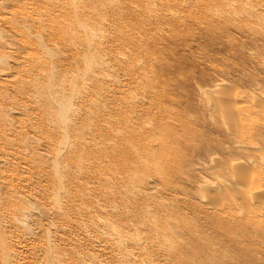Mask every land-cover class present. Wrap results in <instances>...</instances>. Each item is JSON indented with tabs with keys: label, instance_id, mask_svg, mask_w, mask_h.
<instances>
[{
	"label": "rangeland",
	"instance_id": "rangeland-1",
	"mask_svg": "<svg viewBox=\"0 0 264 264\" xmlns=\"http://www.w3.org/2000/svg\"><path fill=\"white\" fill-rule=\"evenodd\" d=\"M9 2L0 264H264V0Z\"/></svg>",
	"mask_w": 264,
	"mask_h": 264
},
{
	"label": "bare ground",
	"instance_id": "bare-ground-1",
	"mask_svg": "<svg viewBox=\"0 0 264 264\" xmlns=\"http://www.w3.org/2000/svg\"><path fill=\"white\" fill-rule=\"evenodd\" d=\"M1 1L2 0H0V6L1 5H5L7 2H9V0H4L3 1V4L1 3ZM9 4H10V2H9ZM9 4H8V6H9ZM7 5V4H6ZM7 6V7H8ZM1 7H3V6H1ZM6 8V7H5ZM81 29L86 33V34H89V31H88V28H87V26L86 25H82L81 24ZM2 40V39H1ZM13 57H15V56H13ZM8 58V57H7ZM7 58H2L1 60L2 61H6L7 60ZM10 58H12V57H10ZM12 60H18L17 58H12ZM1 85V84H0ZM37 87V86H36ZM39 88V87H38ZM87 88V87H86ZM43 89H45V88H43ZM56 89V88H55ZM58 89V88H57ZM40 90V89H39ZM47 90V89H46ZM37 92V91H36ZM48 92V91H47ZM46 92V93H47ZM57 92V91H56ZM61 92V91H60ZM38 95V94H37ZM60 95V94H59ZM57 97V96H56ZM60 97V96H59ZM222 97V94L221 93H216L215 95H209V97H208V95H207V98H208V100H209V102H214V101H217V100H219L220 98ZM1 98V97H0ZM9 102V101H8ZM52 103H53V101H52ZM2 104L3 105H5L3 102H2ZM1 105V104H0ZM52 107V106H51ZM51 107H50V109H51ZM56 108V107H55ZM48 111V110H47ZM47 111H45V112H47ZM54 112V110L53 109H51L50 110V114L52 113V112ZM75 111H74V108H73V106H72V104H68V103H64L63 105H62V107H61V109H60V111H59V114L60 115H63V116H65V117H68L70 114H72V113H74ZM11 114V113H10ZM54 114H52V116H53ZM73 115V114H72ZM9 117H10V115H9ZM7 115H5L4 113H2V111H0V125H1V127H6L8 124H9V120H8V118H9ZM71 117V116H70ZM226 118L228 119V120H232L233 118H235V116H234V113L232 114V113H226ZM3 129V128H2ZM5 130V129H4ZM241 166H243V163L242 162H234V163H232L231 164V166H230V168L234 171V170H238V168L239 167H241Z\"/></svg>",
	"mask_w": 264,
	"mask_h": 264
}]
</instances>
